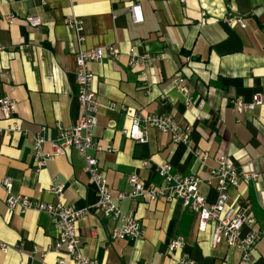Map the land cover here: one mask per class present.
Here are the masks:
<instances>
[{
	"label": "crops",
	"instance_id": "obj_1",
	"mask_svg": "<svg viewBox=\"0 0 264 264\" xmlns=\"http://www.w3.org/2000/svg\"><path fill=\"white\" fill-rule=\"evenodd\" d=\"M133 4L141 7L140 23L132 20ZM230 13L243 16L246 26L227 25L224 18ZM8 14L13 16L10 24L4 20ZM27 15L38 16L41 24L29 26ZM72 17L83 27L80 45L64 23ZM262 18L264 0H0V44L5 48L0 53V95L15 100L13 118L28 133L0 132V177L12 180L14 193L48 203L57 200L50 186L63 185L65 203L88 208L76 228L82 253L99 264H177L183 254L194 264H249L241 261L237 248L225 243L214 247L211 225L199 230L198 216L180 199H122L121 212L137 218L143 236L111 240L109 232L120 222L95 208L96 188L76 149L67 147L41 168L32 165L31 136L42 132L52 139L57 124L71 126L82 115L75 80L78 49L114 44L120 51L117 58L89 63L99 101L94 130L101 147L98 160L112 196L130 191L131 175L146 186L160 185L157 165L162 162L180 176L207 178L215 158L225 154L260 174L256 181L230 188L228 205L247 207L254 218L252 229L262 234L253 247L252 264H264V103L241 113L232 109L236 98L249 102L255 94L264 97ZM130 47L154 56V62L128 65ZM175 75L190 93L188 106L170 85ZM134 114L167 115L189 126L191 147L151 126L147 142L132 140L122 130L129 129ZM12 122L0 113V128ZM195 148L208 153L204 162L194 155ZM199 190L208 202L215 201V191L206 183ZM5 196L0 186V242L10 246L7 252L0 249V264H58V254L47 251L56 237L49 215L34 209L10 212ZM178 237L184 238V247L168 251L169 242Z\"/></svg>",
	"mask_w": 264,
	"mask_h": 264
},
{
	"label": "built area",
	"instance_id": "obj_2",
	"mask_svg": "<svg viewBox=\"0 0 264 264\" xmlns=\"http://www.w3.org/2000/svg\"><path fill=\"white\" fill-rule=\"evenodd\" d=\"M132 20L135 23L143 21L141 7L133 4L130 8ZM29 26L35 27L41 24L38 16L27 15L25 18ZM4 20L10 24L13 16L8 14ZM227 25L237 24L240 27L246 26V21L239 14H227L224 18ZM66 27L73 31L75 38L80 45L84 40L83 27L81 22L75 18L64 20ZM264 24V18L261 19ZM4 46L0 44V53L4 51ZM120 54L118 47L114 44H107L90 49L79 48L76 55L75 80L77 85V99L82 107V115L71 126L64 127L60 124L56 126V133L52 139H46L42 132L31 136L32 165L38 169L56 156H59L67 147L76 149L84 158V171L96 188L97 202L95 208L100 211L102 216L117 220L119 226H113L109 232L111 240H130L137 241L143 236V227L137 218L131 213L124 214L120 210V202L124 198L136 200L145 198L150 201L164 198L167 201L180 199L182 206L188 208L198 216L199 230H205L211 225V244L215 247L222 243L227 246L237 248L241 251V261L252 264V250L262 232L252 229L254 218L249 214L247 207H229L228 190L238 188L242 183L256 181L260 174L257 170L245 166L234 164L225 154L215 158V165L209 169L207 178L200 176H180L172 172V167L167 162L157 165V172L162 178V183L158 186L144 185L137 175L128 178L130 186L129 192H119L112 196L109 191L107 180L102 170L98 153L101 147L95 142L94 130L97 126V115L99 112V101L93 90L94 74L89 67L91 62H99L102 59L113 60ZM128 65H151L155 57L149 53L137 54L134 47H130L127 52ZM170 85L176 88L184 96V102L188 106L191 103L189 91L184 86V79L180 75H175L170 80ZM264 103V97L260 94L252 96V100L245 102L236 98L232 102V109L241 113L252 110L256 106ZM16 102L13 98L0 95V113L4 120L13 122L0 132L6 133L20 132L28 135L27 131L22 130L14 120ZM155 127L163 133L170 135L173 142L190 146L189 126H182L173 118L167 115L148 114L141 116L134 114L129 129H123L122 133L136 142H147V127ZM44 128H42V131ZM49 145V150L45 145ZM93 150L94 153L90 151ZM194 155L202 162L208 156L206 151L198 149L192 150ZM148 166L149 161L143 162ZM206 183L216 194L214 202H208L206 197L200 192L199 186ZM0 186L5 191V202L10 212L18 211L24 213L29 209L46 212L51 220V224L56 231L53 243L48 246L58 254V264H99L97 258L84 255L81 250V240L77 233V221L87 215L88 208L75 209L64 202L63 185H52L49 192L56 195L57 200L53 203L31 199L28 196L16 194L12 190V180L3 176L0 177ZM244 227H250L243 232ZM184 238L178 237L171 240L168 244V251L172 252L184 247ZM9 245L0 242L2 252H7ZM46 251L43 252V256ZM177 264H194V261L186 254L176 259Z\"/></svg>",
	"mask_w": 264,
	"mask_h": 264
}]
</instances>
